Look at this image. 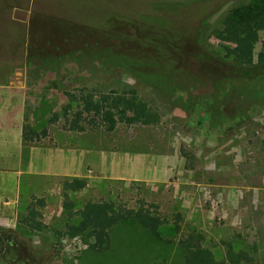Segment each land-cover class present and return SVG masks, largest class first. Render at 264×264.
Masks as SVG:
<instances>
[{
  "label": "rangeland",
  "instance_id": "374dc122",
  "mask_svg": "<svg viewBox=\"0 0 264 264\" xmlns=\"http://www.w3.org/2000/svg\"><path fill=\"white\" fill-rule=\"evenodd\" d=\"M249 1L0 0V83L7 98L3 103L15 108L1 117L4 134L12 133L14 120L22 126L24 154L32 141L39 152L48 151L47 145L68 148L74 143L91 153L87 173L93 180L85 178V188L67 191L73 211L88 200H114L126 208L144 207L174 229L162 228L156 239L136 222L121 223L111 231V247L94 252L82 237L64 234L67 223L78 222L63 207V182L71 178L37 174L32 179L24 157L20 197L12 209L0 213V246L12 238L16 248L2 249L6 255L22 256L9 260L12 264H185L180 240L192 230L201 233V244L218 259L232 246L264 262V102L232 125L211 129L192 97L209 92L210 83L193 90L191 81L183 79L176 90L163 92L122 66L101 61V56L81 57L83 43L73 34L83 29L96 41L115 23V14L151 13L154 6L159 15L176 18L190 30L207 20L203 43L215 54L220 46L213 30L223 25L229 10ZM163 31L175 35L177 30L166 25ZM42 49L61 59L42 64ZM186 56V70L198 75V63ZM81 90L136 91L160 121L119 124L113 131H70L63 107L69 94ZM0 166L19 167L8 162ZM13 176L0 172V190L13 194ZM31 208L39 214V230L22 222ZM9 261L0 259V264Z\"/></svg>",
  "mask_w": 264,
  "mask_h": 264
},
{
  "label": "trees",
  "instance_id": "16d2710c",
  "mask_svg": "<svg viewBox=\"0 0 264 264\" xmlns=\"http://www.w3.org/2000/svg\"><path fill=\"white\" fill-rule=\"evenodd\" d=\"M157 10L153 6L151 13L129 11L122 17L115 14V23H109L94 43L93 33L76 30L73 34L83 43L81 57L101 56V61L122 66L142 83L160 87L163 92L176 90L177 82L183 79L191 81L193 90L210 83L209 92L192 97L211 129L222 130L232 125L264 102V0H251L229 10L223 25L213 30L220 46L219 53L215 54L208 52L203 43L207 20L190 30L178 24L176 18L159 15ZM166 25L176 26L175 35L163 33ZM42 53L43 57L38 58L44 65L61 59L51 52ZM187 54L198 63V75L186 70L183 63L187 62ZM63 111L65 126L78 132L98 128L113 131L119 124L154 125L160 121L159 113L139 98L136 91L81 90L78 95L69 94V103ZM69 114H72L70 119ZM86 185V179L79 177L63 182V207L69 217H78L77 223L66 224L64 234L82 237L90 250L107 251L112 245L111 231L125 222H136L156 239L161 238L162 228L174 230L168 229L166 222L150 210L126 208L114 200H88L73 211L67 191H78ZM37 215L31 208L22 222L30 229L39 230L42 224ZM202 239L201 233L194 230L181 238L185 264H264L255 262L245 250H234L232 246L218 259L201 244Z\"/></svg>",
  "mask_w": 264,
  "mask_h": 264
},
{
  "label": "crops",
  "instance_id": "0c3cea01",
  "mask_svg": "<svg viewBox=\"0 0 264 264\" xmlns=\"http://www.w3.org/2000/svg\"><path fill=\"white\" fill-rule=\"evenodd\" d=\"M2 88L3 87L0 83V163H15L19 167L3 168V166H0V172H13L15 173V176L13 177L16 178V188L13 194H7L5 188L0 190V213L12 209V206L18 201V197H20L22 178L20 174L23 172L26 174V172L20 168L24 157L27 160V165H30V169L27 170L28 174H30L28 177H31L32 179H34L37 174H49L66 178L83 177L87 178L88 182L93 180V177L87 173V171H90L88 168V162L91 161V153L89 151H83L81 148H77L74 143H70L72 145H69L68 148H65L64 146L60 147L58 145L55 147L47 145L48 147L44 149H47L48 151L39 152L37 151L39 149L38 144L32 141L31 143H28L29 147L24 154V141L21 124L19 125L13 120L12 124H14V130L12 133L10 132V134H4L2 131L3 121L1 117H3V114L6 111L11 112V109L15 108H8L9 105L3 103V100H6L7 98L6 95L3 94L4 90ZM6 88L11 89V87L8 86ZM3 147L5 148L4 150H2ZM31 173L34 176H32ZM10 195L14 198H9ZM0 219H2L1 215Z\"/></svg>",
  "mask_w": 264,
  "mask_h": 264
},
{
  "label": "flooded vegetation",
  "instance_id": "af4514ba",
  "mask_svg": "<svg viewBox=\"0 0 264 264\" xmlns=\"http://www.w3.org/2000/svg\"><path fill=\"white\" fill-rule=\"evenodd\" d=\"M4 246H6V245H8L10 248L9 249H12V248H16V243L12 240V238H10L9 240H8V242H7V244H3ZM3 245H1L0 246V259L2 260V261H9V260H12V259H22V256H19V255H17V252H16V255H6L7 254V252L6 251H4L5 250V248L7 247H4L3 248ZM13 245V246H12ZM4 250H3V249ZM15 250V249H14ZM16 251V250H15ZM9 263L10 264H12L10 261H9Z\"/></svg>",
  "mask_w": 264,
  "mask_h": 264
}]
</instances>
